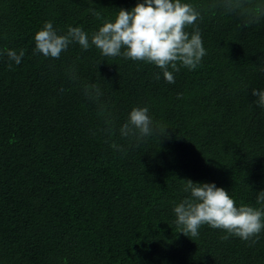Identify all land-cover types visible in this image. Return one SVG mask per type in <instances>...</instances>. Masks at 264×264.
I'll list each match as a JSON object with an SVG mask.
<instances>
[{
	"label": "trees",
	"instance_id": "trees-1",
	"mask_svg": "<svg viewBox=\"0 0 264 264\" xmlns=\"http://www.w3.org/2000/svg\"><path fill=\"white\" fill-rule=\"evenodd\" d=\"M139 2L0 0V264H264V231L255 244L224 241V230L205 224L193 241L173 211L190 198L182 180L261 207L264 107L252 89H264V18L244 27L204 11L196 26L207 55L195 70L181 67L175 83L154 64L95 46L73 42L59 59L34 52L47 21L58 34L82 26L90 37L103 23L90 9L114 21ZM182 2L205 9L211 0ZM21 49L16 65L6 53ZM89 83L115 118L108 142L97 104L83 95ZM144 106L168 135L137 145L119 128Z\"/></svg>",
	"mask_w": 264,
	"mask_h": 264
},
{
	"label": "clouds",
	"instance_id": "clouds-1",
	"mask_svg": "<svg viewBox=\"0 0 264 264\" xmlns=\"http://www.w3.org/2000/svg\"><path fill=\"white\" fill-rule=\"evenodd\" d=\"M90 11L97 20L103 22L90 37L82 26H69L65 34H58L53 23L47 21L35 33L34 52L45 58L59 59L73 42L78 43L83 50L95 46L106 57H123L154 64L168 83H175L174 74L181 67L195 70L207 55L201 30L196 26V22L203 19L204 11H219L236 17L244 27H248L264 18V0H211L205 9L183 3L182 0H142L131 10L120 9L114 21L101 17L94 9ZM189 27L193 29L191 33L187 30ZM6 54L10 61L19 65L25 52L21 49L17 54L15 50H8ZM12 67L10 63L9 70ZM69 73V78L75 81V68H70ZM154 78L159 80L160 75L156 74ZM83 95L97 104V115L104 124L99 132L108 138L105 141L108 142L116 132L115 118L108 105L101 102L103 93L99 84H85ZM252 95L257 97L255 103L264 107V89L253 88ZM166 129L163 124L154 121L149 107H133L120 126L119 134L122 138L134 140L138 145L148 137L159 140L168 135ZM110 147L115 151H126L114 141ZM182 181L183 190L190 193V198L182 200L173 209L179 233L194 241L200 235L199 229L207 224L213 229L224 230L227 233L221 237L224 241L238 237L252 244L257 242L264 231V191L259 192L257 197L261 207L247 204L236 206L229 192L215 183Z\"/></svg>",
	"mask_w": 264,
	"mask_h": 264
}]
</instances>
